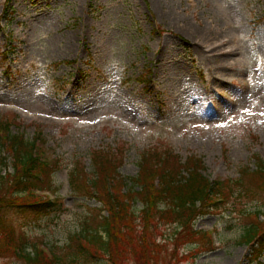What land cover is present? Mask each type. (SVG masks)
Returning <instances> with one entry per match:
<instances>
[{"label":"rangeland","instance_id":"obj_1","mask_svg":"<svg viewBox=\"0 0 264 264\" xmlns=\"http://www.w3.org/2000/svg\"><path fill=\"white\" fill-rule=\"evenodd\" d=\"M4 126L47 143L57 165L44 187L63 206L1 211L0 264H26L15 247L37 243L56 247L62 264H114V252L83 255L73 239L102 230L107 216L86 191L92 160L107 155L131 178L144 154L166 151L229 179L227 202L194 231L176 230L171 216L153 226V253L122 241L128 259L118 264H264V254L246 259L243 238L258 211L264 219L262 175L253 173L264 164V0H0ZM200 230L213 232L215 250L197 240Z\"/></svg>","mask_w":264,"mask_h":264},{"label":"trees","instance_id":"obj_2","mask_svg":"<svg viewBox=\"0 0 264 264\" xmlns=\"http://www.w3.org/2000/svg\"><path fill=\"white\" fill-rule=\"evenodd\" d=\"M4 129H0V212L11 208L21 215L57 211L62 206L59 201L51 204L32 193L43 183L40 177L49 176L51 169L47 163L42 162L40 136L29 141L23 135L11 134L8 127L4 126ZM93 164L96 173L87 181L90 186H86V190L102 203L107 216L101 221L102 230H86L74 235L73 239L76 240V248L82 250L83 247L88 251H80L83 255H96L93 250L96 249L111 258L114 252L116 259L109 260L114 264L128 259L123 250H128L129 247L122 249L119 244L122 241L136 244V250H141L139 254L144 251L153 253V236L150 230L153 226L158 230L162 223L169 224V216L179 224L176 230L191 227L194 231L196 221L217 206L213 203L214 199L223 192L218 182L210 181L201 172L204 169L203 161L193 156L182 162L168 151L156 156L154 153L144 154L140 171L133 178L123 177L116 161L102 153L93 159ZM258 169L260 170L253 173L262 175L264 188V164L260 159ZM138 203L142 206L140 216L131 211ZM139 219L141 221L135 225L134 220ZM250 225L243 238L251 249L247 259L252 261L259 259L264 251V220L261 219L260 211ZM3 226L4 223L0 220V228ZM134 226L139 227L138 230ZM195 237L207 250L211 249V241L207 235L195 232ZM195 237H191L193 241ZM14 241L20 244L17 237ZM5 248L9 252L13 250L10 241L5 244ZM15 250L19 254L13 255L26 264H62L63 256L55 250H52L49 258L35 247L31 252L27 251V245L15 247ZM72 262H78V259Z\"/></svg>","mask_w":264,"mask_h":264}]
</instances>
